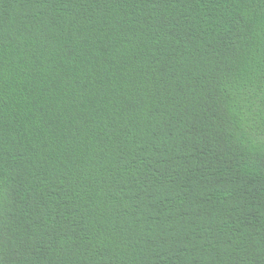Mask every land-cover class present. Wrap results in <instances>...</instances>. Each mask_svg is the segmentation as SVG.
Masks as SVG:
<instances>
[{"label":"trees","instance_id":"1","mask_svg":"<svg viewBox=\"0 0 264 264\" xmlns=\"http://www.w3.org/2000/svg\"><path fill=\"white\" fill-rule=\"evenodd\" d=\"M0 264H264V0H0Z\"/></svg>","mask_w":264,"mask_h":264}]
</instances>
